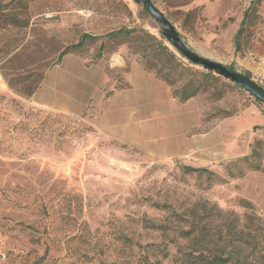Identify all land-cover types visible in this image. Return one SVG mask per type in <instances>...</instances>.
I'll return each instance as SVG.
<instances>
[{
	"label": "rangeland",
	"instance_id": "rangeland-1",
	"mask_svg": "<svg viewBox=\"0 0 264 264\" xmlns=\"http://www.w3.org/2000/svg\"><path fill=\"white\" fill-rule=\"evenodd\" d=\"M152 1L191 50L264 88V0L239 35L254 0ZM84 34L96 38L66 55L102 63L107 98L140 66L180 103L145 117L142 143L101 134L95 108L73 115L36 97ZM64 69L54 74L84 84H50L54 106H93L102 78ZM215 257L264 264V104L188 62L134 0H0V264Z\"/></svg>",
	"mask_w": 264,
	"mask_h": 264
},
{
	"label": "crops",
	"instance_id": "crops-1",
	"mask_svg": "<svg viewBox=\"0 0 264 264\" xmlns=\"http://www.w3.org/2000/svg\"><path fill=\"white\" fill-rule=\"evenodd\" d=\"M102 63L96 64L99 69L92 68L94 65H87L85 60L78 56L69 54L63 57L61 64L44 80L43 85L38 90L36 97L39 102L47 107L59 110L68 114L79 115L88 112L89 108L99 110L94 118V125L104 136L123 143L140 144L144 141L148 130L142 126L145 117H150L151 112H156L159 109L166 111L180 110V103L171 96L170 89L166 83L159 79L154 73H150L140 66H136L126 77V86L114 89L112 94L107 98L103 86L108 79ZM68 68L71 72L74 69L84 71L85 74L91 73L102 78V84L99 99L93 106L84 107L81 111L61 110L54 106L52 100L53 89L51 85H72L77 91L84 83L77 79L75 74H68L71 81L59 79V75L54 74L55 70H65ZM57 79V80H55ZM55 80V81H53ZM127 94V95H126ZM116 100H120L116 104ZM113 104L116 107L111 112ZM171 109V110H170ZM121 118V120H118Z\"/></svg>",
	"mask_w": 264,
	"mask_h": 264
},
{
	"label": "water",
	"instance_id": "water-1",
	"mask_svg": "<svg viewBox=\"0 0 264 264\" xmlns=\"http://www.w3.org/2000/svg\"><path fill=\"white\" fill-rule=\"evenodd\" d=\"M143 5L144 9L155 19L162 30L163 37L176 49V51L184 57L188 62L195 66H199L207 71H212L219 76L239 85L251 95L256 97L264 104V88L247 76L231 70L228 66L200 56L191 50L184 41L180 32L164 15V13L153 3L152 0H134Z\"/></svg>",
	"mask_w": 264,
	"mask_h": 264
},
{
	"label": "trees",
	"instance_id": "trees-1",
	"mask_svg": "<svg viewBox=\"0 0 264 264\" xmlns=\"http://www.w3.org/2000/svg\"><path fill=\"white\" fill-rule=\"evenodd\" d=\"M256 2H257V0L252 1L251 4H250V6L248 7V9L246 10L245 17H244V20L242 22V26L240 28V31L238 32V35H239V33L241 32V29L243 28V26L246 23V20H247V17L249 15V12L254 8ZM121 33H122V31H118V32L113 33V34H121ZM87 38H96V37H93V36L88 35V34H84L82 36V39L79 41V43H77L75 45H72V46L68 47L66 50H64L63 52H61L60 55H59V58H62L64 55H66L70 49H77V48L81 47L82 44H83V41L85 39H87ZM231 70H233V69H231ZM247 77L250 78L249 76H247ZM191 96H194V94L193 95H190L189 97L187 96L185 98H180V99H182L184 101V100L190 98ZM184 168L187 171H194V172H203V171H205V169H198V168H193V167H184ZM203 262H207V264H227V263L230 262V259H229V257H227V258H224V257H215L212 260H207V261L204 260ZM200 263H202V262H200ZM144 264H160V262L159 261H154V262L146 261Z\"/></svg>",
	"mask_w": 264,
	"mask_h": 264
}]
</instances>
